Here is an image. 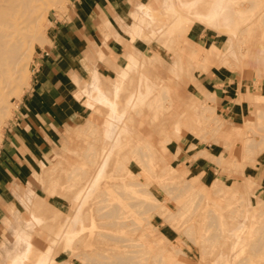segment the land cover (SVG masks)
Masks as SVG:
<instances>
[{"label":"rangeland","instance_id":"obj_1","mask_svg":"<svg viewBox=\"0 0 264 264\" xmlns=\"http://www.w3.org/2000/svg\"><path fill=\"white\" fill-rule=\"evenodd\" d=\"M226 1L214 3L219 11L213 20L203 18L211 0H143L106 21L105 37L117 46L100 56L107 68L98 70L105 94L113 98L127 55L140 63L128 73L119 110L137 89L140 72L157 89L120 123L130 131L127 144L115 149L106 176L90 194L85 226L68 238L67 225L60 228L74 215V196L111 148H103L102 137L109 109L84 92L93 86V64L79 84L91 114L66 132L34 188L13 189L0 264L19 260L28 242L33 251L20 264H34L49 247L46 264H264V184L254 176L257 167L264 170V0H235L234 20L223 19ZM69 3L43 1L42 43L27 51L29 85L21 77L26 87L19 95L12 90L15 81L0 105V148L18 114L31 106L36 58ZM213 75L215 83L228 86L207 85ZM224 89L233 110L224 106Z\"/></svg>","mask_w":264,"mask_h":264},{"label":"crops","instance_id":"obj_2","mask_svg":"<svg viewBox=\"0 0 264 264\" xmlns=\"http://www.w3.org/2000/svg\"><path fill=\"white\" fill-rule=\"evenodd\" d=\"M217 1L211 0L209 10L203 18L213 20L216 17L219 7L215 8L214 3ZM138 2L143 0H70L68 12L53 21L51 42L36 58L34 64L32 90L29 93L31 106L24 107L18 114L17 121L9 130L7 140L0 148V250L4 244L5 220L9 219L6 205L12 203L14 199L13 189L34 188L33 181L37 179L36 175L51 160L66 132L81 124L91 114L86 96L79 84H82L83 80L89 76L95 63L92 81L89 83V87L93 84L92 89L84 88V92L96 104L109 109L108 116L104 120L102 137L103 148L108 146L111 148H109V156L105 155L101 159L93 178L77 190L73 199L74 215L72 218L67 216V222L62 224L60 229L64 230L67 225L68 238H71V233L74 238L85 226L84 209L90 201V194L98 189L106 176V170L115 149L121 150L127 144L124 142V137L130 131L126 124L119 126L120 123L129 109L147 103L157 89L154 80L147 73L140 72L137 89L130 90L126 94L124 106L119 110L117 98L124 88L128 73L140 63L134 55L126 56L127 62L122 65L119 78L113 82V98H109L100 85L101 78L98 70L106 68L100 56L101 54L110 55V51H114L117 46L112 36L105 37V23L107 20L111 22L120 11L128 10ZM142 4L144 3L138 5L136 13L141 9ZM235 4V0H227L226 6L220 9L224 20H234V17L239 14ZM140 22L149 23L144 17L140 18ZM133 29L136 32L141 30L140 26L135 25ZM123 55L124 52L120 62ZM214 77L216 76H208L205 83L228 86L226 81L215 83ZM223 91L224 106L228 110H233L234 105L228 99L230 96L228 90ZM193 163L200 164L197 160H193ZM254 176H257L264 184V170L261 167H257ZM82 205H84L83 208H81ZM81 209L80 221L74 224V218ZM20 239L21 237L17 235L16 241L19 242ZM50 250L51 247L39 251L34 264H46ZM32 251V245L28 242L27 253L19 260H13L11 264L24 262Z\"/></svg>","mask_w":264,"mask_h":264},{"label":"bare ground","instance_id":"obj_3","mask_svg":"<svg viewBox=\"0 0 264 264\" xmlns=\"http://www.w3.org/2000/svg\"><path fill=\"white\" fill-rule=\"evenodd\" d=\"M43 1L0 0V105L5 102L6 90L15 81L16 86L12 90L19 95L29 85L27 51L31 44L42 43L39 34ZM21 77L26 79V85L19 84ZM81 213L82 209L74 218V224L80 221ZM70 236L72 238L73 233Z\"/></svg>","mask_w":264,"mask_h":264}]
</instances>
